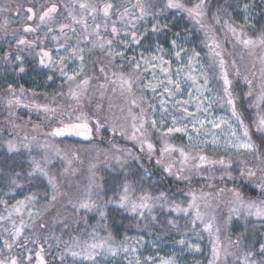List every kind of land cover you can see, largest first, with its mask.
I'll list each match as a JSON object with an SVG mask.
<instances>
[{
	"label": "snow or ice",
	"instance_id": "6c2138e0",
	"mask_svg": "<svg viewBox=\"0 0 264 264\" xmlns=\"http://www.w3.org/2000/svg\"><path fill=\"white\" fill-rule=\"evenodd\" d=\"M77 7L80 10L79 14L76 12ZM254 7L255 5L248 3L243 5L244 20L240 25H237L231 19L222 17V11L227 14V9L223 5L217 4L215 11H213L210 0H158L156 3H144L143 0H137L133 8L138 9V15L128 7H124L121 12L119 6L111 2L97 6L89 0H72L70 6L65 5L64 7L67 15L64 16L63 22H59L55 16L58 10L56 3L43 10L39 15V20L41 24L47 27L45 36L47 37V33L55 30L53 25L57 23L60 36L53 35L52 40L58 41L63 37L67 41L71 39L68 35L71 32L77 37L78 41L77 45L71 48V52L72 55L78 56L81 62L84 60L82 55L84 48L79 46V41L83 40L91 44L92 48H96L97 42H99L98 46L102 52L107 53L109 57L108 64L111 66V76H109L105 67L100 68V72L104 74V82L95 86L99 91V98L103 100L109 91L113 96L119 92L127 106V116L123 117V123H118L117 121L120 118L111 114L113 107L111 97H108L110 103L107 112L101 103L95 104L94 111L86 110L84 101L88 100L91 104L92 97L89 95L90 78L78 79L83 72V63H81L79 71L68 73L65 71L64 61L70 57L60 56L59 61H57L50 51H45L43 48L39 53L41 66L55 69L59 65L60 75L64 77L61 88L55 91V95L51 97V102H47V95H45V103H36L34 99L25 102V93L30 90L21 87L19 89L20 95L16 96V90L11 85L9 86L8 92L13 97L7 101L9 116L21 118L18 117L14 109L15 107H23L29 110L27 113L29 120L24 125L17 124L15 120H10L9 123L13 131H8V136L19 137L20 142L18 143L17 139L13 138L6 139L5 143L10 153L19 152L23 148L31 155L33 147L42 150V159L31 156L29 163L32 170L28 172V176L31 177L39 173L47 180L51 189L48 205H53L58 197L69 195L60 191V185L63 182L60 177L67 174L75 175L77 168L73 166V161L79 160L77 151L69 150L67 147L62 150L57 146V143L60 140L71 141L72 138L92 142L100 138L102 130H104L110 132L113 137L119 135L125 140L132 141L139 146V151L145 153L149 160L155 156V171L161 173V179L173 177L177 182H184L191 181L192 176L195 175L202 177L205 186L215 191L205 192L203 189L197 191L191 187L182 188L178 183L177 190L180 196L188 197L187 201H183L178 198H170L168 190H160L158 195H152L141 188V194L135 196L133 185L125 182L122 185V191L118 194V200H114L100 196L99 193H94V189L101 186L95 181L96 174L93 169L96 165L93 164L89 168V183L84 187L83 192L77 198L69 197L68 202L74 209L72 215L77 226L80 223L81 212L85 216V223H87L86 214L94 212L99 217L98 223L107 228L104 223L107 219L105 209L112 203L133 215H139L141 219L145 218V211L151 216L152 210L159 207L169 213H175L177 216L186 218V223L189 226L188 231H191L197 239H202L203 233L208 234L211 250L207 264H228L227 257L231 254L229 248L231 246L239 247L244 234L241 233L236 240L229 238L228 245H225L220 238L222 229H228L233 218L244 221L245 225L252 222L251 218L264 223V26H262L260 35L257 37H251L245 31V28L249 26L248 14ZM260 7L264 9V0H260ZM113 10L116 12V19H113ZM3 11H10V9L7 7L0 8V12ZM26 12L27 20L32 21L36 16L34 9L29 7ZM101 13L103 15L102 24L97 19ZM17 14H19V7H17ZM89 16L92 20L91 25L88 21ZM170 16H179L181 19L187 20L191 28L186 27V32L195 30L196 34L203 33L205 39L202 43L208 49L207 54L210 63L207 68L213 70L211 73L206 70L204 63L200 60L201 54L195 47L191 49L189 54V49L180 43L181 39L186 40V37H181L180 32H176L170 41L176 60L181 65L177 67L175 77L170 75L171 61L165 59L164 49L159 44L156 45V48L160 55L153 54L151 59L141 53V59L138 60L135 56L126 57L124 51L114 50V39H117V43H123L125 49L130 44L141 45L149 34V24L151 25L152 34L169 30L172 26L169 20ZM149 17H151V20L148 19ZM140 21L144 22L143 31H140L138 27ZM109 22H111V34L110 38L105 39L100 29L103 26L105 33H107ZM121 23L125 24L124 28L119 26ZM216 26L220 27L217 28ZM5 27H7V20L5 21ZM39 27L40 25H37L36 28L25 27L24 31L36 32ZM219 31L224 32V43L234 41L233 48L240 45L246 50L249 57H257L261 66L258 85L254 83L253 79L256 75L255 71L250 74H242L235 60L231 62V68L234 72L229 71L228 61L224 56V48L217 38V32ZM122 32L123 36H121ZM229 33L231 34V40L228 39ZM17 43L18 45H33L35 41H29L21 37ZM42 43L43 41H41ZM257 49L261 50L259 55H257ZM240 55L243 59L244 53L241 52ZM116 56H119L122 61L126 60L127 67L123 63H115ZM185 57H187L186 64L184 63ZM4 58L7 60L8 54H5ZM15 58L22 61L19 54ZM45 60H47V63ZM142 62L145 65L144 71H148L147 66L151 65L152 68H159L164 73L165 78L159 79L153 72V79L157 83L153 84L150 81L141 85V95L137 97L134 94V84L143 79L140 73ZM255 63L254 61L253 68H255ZM197 64L200 65L199 68L196 67ZM164 65H168V67H164ZM185 68L187 72H184ZM20 71L23 72L24 68L20 67ZM182 74L183 79H181ZM241 77L243 84L247 85L246 90L242 87L238 88ZM212 79H215L217 85L222 88V94L214 92L211 85ZM47 80L53 81L54 77L49 75ZM188 81L191 82L188 84V99H177V93L182 94L183 85ZM64 83H67L68 86L67 93L63 91ZM157 88H163V91L168 93V98L162 96L160 100L162 115L159 122L154 115L157 109L153 104L148 103L146 96L143 95L144 89H150L155 94ZM30 95L34 98L39 94L31 91ZM57 97H66V99L58 101ZM169 99L175 100L173 108L179 105L178 110L185 113L187 117H191V131H189L187 123L177 126L176 117L172 118L171 126H168L165 130L167 121L163 113H170L171 111L166 107ZM192 103H195V112L186 107V105ZM216 104L230 112V116L216 117L212 114L210 110ZM145 105H147V108ZM245 105H247V108L244 107ZM135 109H139V112H135ZM147 109H151V113ZM251 109H255V116L251 117L249 115V117H246L245 112ZM32 110L42 114L38 115V118L47 121L50 127V131L43 133L45 139L42 143L37 141L36 136H32L30 140L26 132L23 137H20L19 132L14 131L29 126ZM120 111L123 113L125 111L124 107H121ZM201 112L204 113L203 117L198 115ZM184 118L181 117L180 119ZM206 125H211V127H206ZM31 128L33 132H39L41 124H31ZM214 129H219V131H214ZM193 132L196 134L195 137L192 135ZM154 133H159V139L163 144L158 154L156 145L153 142ZM173 133H182L186 136L188 139L187 147L195 149V154L192 151H186L184 147L171 144L168 138ZM202 135L203 139H201ZM47 137L52 139H47ZM109 144L118 153L115 155L117 163L123 165L128 159H132L144 168L141 180L154 174L149 172L148 167L141 163L144 159L143 156L135 155L131 148L119 147L111 139ZM209 145H211L213 152L211 156L206 154ZM54 158H58L59 161L63 162V171L59 176L52 174L49 170V166L54 163ZM177 165L179 166L177 167ZM17 176H19V173H17ZM11 183L16 187H20L16 179H13ZM77 191L79 193V188ZM93 195H97L99 198L93 199ZM45 196L48 197L47 191ZM175 196L176 193H173V197ZM36 199L35 195H29L25 200L17 201L15 205H12V211L8 212L7 219H11L13 214L22 217L26 204L34 202ZM100 200H103V203ZM211 200L216 201L215 208H213ZM0 204H4L7 210V201L0 200ZM221 204L227 208V216L221 217L222 224L217 222L216 215V210L220 208ZM202 207L213 210L211 219H207L209 214L203 211ZM41 215L42 212H28L30 219ZM3 219L5 217H0V220ZM152 219L155 220L156 217L152 216ZM64 223L65 227L69 226L67 221ZM168 224L172 227H178L174 219L169 220ZM31 226L23 218L19 227L13 221L12 242H17L23 229ZM46 227H48L46 223L41 222L39 224L41 229ZM188 231H185L183 237L177 243L181 246L186 245L189 251L201 253L200 245L189 241ZM89 236L92 240L91 243L88 240L81 242V239L76 236L72 237L71 245L65 242L66 252L60 255L63 264H67L65 256L68 255L79 258L82 262H90V264H98L97 257L103 254L117 255L119 248L112 246L111 234L101 239L94 227ZM28 240L29 237H25V246ZM12 242L7 239L4 240V247L9 252L12 250ZM32 242L35 243L36 241L33 240ZM75 249H79V251ZM123 250L125 252L129 251L127 247H124ZM181 250L183 251V248ZM131 251L135 252L136 249L132 248ZM222 256L224 257L223 261L221 260ZM28 259L30 264L31 258ZM145 260L147 264H178L174 257H160L157 261L156 258L148 256ZM37 261L38 264H44L39 252L37 253ZM0 264H24V261L12 256L11 259H0ZM72 264H76L75 259ZM135 264H141L139 258L136 259ZM195 264H203V262L196 260ZM239 264H264V243L259 244L258 251L255 245L245 249L242 258H239Z\"/></svg>",
	"mask_w": 264,
	"mask_h": 264
},
{
	"label": "rangeland",
	"instance_id": "374dc122",
	"mask_svg": "<svg viewBox=\"0 0 264 264\" xmlns=\"http://www.w3.org/2000/svg\"><path fill=\"white\" fill-rule=\"evenodd\" d=\"M37 1V0H36ZM39 2V1H37ZM89 2L96 4L97 6H102L104 3L111 2L119 6V10L122 12L124 7H128L132 12H134L136 15L139 14L138 9L133 8V5L137 3V0H89ZM144 3H156L154 0H143ZM40 3V2H39ZM72 0H63L61 4H63V7L65 5H71ZM245 3L253 4L255 7L252 9V11L248 14L249 15V26H247L245 29H250V27L253 25V23L259 19L260 17L264 16V9L260 7V0H234L233 7L231 8V14L230 16L233 17V21H236L235 23L237 25H240L243 23L244 20V13L242 12L243 5ZM0 8L7 7L10 9V11H3L0 12V27L1 28H8L10 27V24L17 23L19 25L24 24V19L27 17L26 13H20V17L17 16L12 19V14L17 11V7H19V11H21V6L17 4V2H14L13 0H4L3 3H1ZM50 7V6H49ZM64 9V8H63ZM43 10L42 7H40L36 13L34 23L37 27V25H40V27L35 32V36H31L29 32H21L19 35L15 37L16 42L23 37L26 40L29 41H35V44L33 45H21L20 51L17 54H19L22 57V61L16 60V55L13 53H8V59L6 60L5 54L1 57L2 61L0 63V93L4 95V99H0V128L7 127V134L8 131H13L11 128V124L9 123L10 120H15L17 124L24 125L28 119L26 118H17V117H10L9 116V108L7 105V101L9 99H12V95L8 92V88L11 85L13 89L16 90V96L20 95L19 89L21 87L26 88L29 86V92L25 93V96L30 94L33 89H38L36 87L37 84H31V74H36L39 77H42L41 86L47 87L49 83L52 84H59L61 85L64 81V77L60 75L59 72V65L55 69L53 68H46L42 67L40 64V56L39 53L41 51V48H43L45 51H50L53 58L57 61H59L60 56L70 57L64 61L66 68L65 71L68 73H72L74 71H79L81 63H83L84 67V60L81 62V60L78 58V56L72 55L71 48L75 47L78 43L77 37L73 35L71 32L68 33V35L71 37V39H68L67 41L64 40L63 37H61L60 40L54 41L51 39L53 35L60 36V32L58 30V23L56 25H53V28L55 29L51 33H47V37L45 36V33L47 32V27L40 23L39 21V15L41 14V11ZM40 11V12H39ZM77 14H79L80 10L77 7L76 8ZM63 15H56L59 22H63L64 16L67 15V13L64 11L62 12ZM98 22L103 21V15L102 13L98 16ZM113 19H116V12L113 10ZM151 20V17L148 18ZM163 20V18H161ZM7 20V27H5V21ZM169 20L171 21V28L169 30H165L162 33L152 34L151 33V25H148V36L142 41L141 45L137 46L134 44H130L127 49L124 48L123 43H117V39H114L113 41V47L114 50L124 51L126 57H133L135 56L136 59H141V53L144 54L145 57L151 59V56L153 54L160 55V53L157 51L156 45L159 44L160 47L164 49V56L165 59H168L171 61V72L170 75L172 77H175L177 67L181 66L179 62L176 60L175 54L172 51L171 46V39L175 35L176 32H180L181 37L185 39H181L180 43L189 49V54L191 52V49L195 47L200 52V60L204 63L206 70L210 73L213 71L210 68H207V65L210 63L209 57H208V49L204 46L202 41L205 39L203 36V33L196 34L195 30L191 32H186L185 29L191 28V25L189 22L185 19H181L179 16L176 17H169ZM89 24L91 25L92 20L89 16L88 18ZM143 21H140L138 23V27L140 31H143ZM121 28L125 27V24L121 23L119 24ZM79 27V26H77ZM219 28L220 26H216ZM67 31V30H66ZM101 34L105 37V39L110 38L111 34V22H109V29L108 32L105 33L103 26H101ZM121 36H123V32L121 33ZM217 38L221 41L222 46L224 48V56L228 61L229 65V71L234 72V70L231 68V62L233 60L236 61L237 66L240 68L242 74H250L251 72L255 71L256 75L253 78L255 84H259V78H260V64L258 62L257 57H249L247 55L246 50L242 48L240 45H236L235 48H233L234 41L230 43H224V32L219 31L217 32ZM95 39V37H93ZM228 39L231 40V34H228ZM41 41L43 43L41 44ZM99 42H97L98 45ZM86 42L83 40L79 41V46L84 48V52L82 55L84 56V53L86 52L87 47ZM63 45V47H61ZM67 49V51H66ZM257 55L260 54V49H257ZM243 52L244 56L243 59L241 58L240 53ZM106 57H108L106 52H103ZM183 55V53H181ZM109 58V57H108ZM115 61L119 63H123L127 65V61H122L119 56L115 57ZM255 63V68H253V62ZM47 63V60H45ZM184 63H187V57L184 58ZM199 64L196 65L197 68H199ZM20 67L24 68V71H20ZM145 65L143 62L141 63V69L140 73L143 77V79L139 80L136 84H134V94L138 97L141 95V85L147 84L150 81L155 84L157 83L156 80L153 79V72H155L156 77L159 79H164V73H162L159 68H152L151 65H148V71H144ZM164 67H168V65H164ZM84 72V70H83ZM81 73V75L83 74ZM184 72H187V69H184ZM104 77V74L101 73ZM198 75V73H196ZM49 75H52L54 77L53 81H48L47 77ZM80 75V76H81ZM28 76L30 78H28ZM79 76V77H80ZM111 76V75H109ZM78 77V79H79ZM181 79H183V74L181 76ZM104 82V78L102 80ZM101 82V83H102ZM202 82V81H201ZM191 82L188 81L183 85V92L177 93V99H188V84ZM243 85L244 89H247V85L243 84L242 77L240 78L238 85ZM63 85H67V83H64ZM211 85L213 87L214 92H220L222 94V88H220L217 85V81L215 79H212ZM259 89L257 88V91ZM143 95L146 96L148 103H151L155 106L157 111L155 112V119L159 122L162 113L160 112V100L162 96L164 98H168V93L163 91V88H157V91L155 94L150 89H144ZM24 96L25 102H29V100H26L27 97ZM90 96L95 99H92V103L89 104L88 102L85 103L86 110L94 111L95 104L101 103L103 105L104 110L107 112L108 106H109V98L111 97V103L113 105L112 107V115L115 117H119L120 119L117 121L118 123H123V117L127 116V106L125 105L124 99L120 96L119 92L116 93L115 96L109 91L106 95V97L103 100H100L99 98V91H91ZM195 100V98H193ZM175 103V100L169 99L168 103L166 104V107H168L171 111L170 113H163L167 123L165 125V130L168 126H171L172 124V118H177V126H182L183 124H188V129L191 131V117H187L185 113L180 112L179 105H176V108H173V104ZM121 107H124L125 111L121 113L120 109ZM147 108V105H145ZM186 107L189 108L190 111L195 112V103L186 105ZM247 108V105L244 106ZM21 109H26L23 107H15V111L17 114L18 111ZM28 110V109H27ZM149 113H151V109H147ZM33 111V110H32ZM137 113L139 112L137 109H135ZM212 114H214L216 117L229 115L230 112H228L225 108H221L219 104L213 105V108L210 110ZM248 116L251 117L255 116V109L248 110L246 112ZM201 117L204 116V113H198ZM18 117L19 114H18ZM181 117H185L184 119H180ZM43 121L39 123H33V124H41V130L39 132H33L31 128V123L27 128H19L15 129L14 131L19 132L20 137H23L25 132L29 135V139L31 140L32 136H36L37 141L43 142L45 139V136L43 135L44 132L50 131V127L48 124L42 125ZM206 127H211V125H206ZM214 131H219V129H214ZM159 135V133H156ZM1 135V132H0ZM192 135L195 137V133L193 132ZM174 136H179L183 139V143H178L180 140L176 139ZM9 139H17V142H20L19 137H11L8 136ZM203 135L201 136V139H203ZM47 139H52L51 137H47ZM169 142L177 147H184L186 151H192L193 154H195V149H189L187 147L188 145V139L186 136H184L182 133H173L171 137L168 138ZM210 139V137H209ZM125 140V139H124ZM126 142L133 143L130 140H125ZM124 141V144L126 143ZM35 144V142H33ZM134 144V143H133ZM2 148L0 150L4 151V157H6L7 161L10 163L15 162H24L27 164L29 168H27L29 171L32 170V166L29 163V160L31 156H35L37 159H42L43 152L42 150L36 149L33 147L31 155L29 152L23 148L19 152H9L6 146V143L4 142L1 144ZM62 146L64 149L67 147L69 150H75L79 154V160L73 161V166L77 168V172L75 175L67 174L65 176H61L60 179L63 181L60 185V191L66 192L69 195L68 196H61L58 197L57 201L53 205H48V200L50 199L51 189L47 183V180L41 176L39 173L34 174L33 176H28V171H26L22 177H20V181L18 184L20 187H16L11 182L13 179H3L4 184H2V181H0V200L7 201V210L5 208L4 204H0V217H5V219L0 220V259L8 258L11 259L12 256H15L14 251L18 250L16 247L20 245V247H24L23 251H30V254L32 255V259H34V256L36 253H41L42 257L46 259L45 264H63V262L60 259V255L63 252H66V244L71 245L72 244V237L76 236L81 239V242L84 240H88L90 243L92 242L91 237L89 236V233L92 232L93 228L95 227L97 229V235L99 238L107 237L109 234L112 236L111 244L113 247L119 248V251L116 256H112L111 254H103L101 256L97 257L98 264H135L136 259L139 258L141 261V264H147V261L145 260L146 257L152 256L159 260L160 257L168 258V257H174L178 264H195L196 260H200L203 262V264H207V259L210 255L211 246L208 239V234L203 233L202 239H197L195 235L188 231L189 226L186 223V218L183 216H177L175 213H171V215L175 216V220L178 224V227L183 230L182 234L169 238L165 236L164 233H161L159 231L158 223L156 222V219L153 220L152 216L148 214L147 211L144 213V219H141L139 215H133L129 211H125L121 209L122 211L129 213L130 215L134 216L135 219H139L141 221L142 226L145 227L148 225L147 228L148 231L144 233H138L135 232L133 234L129 233H119L114 234L109 230V228H105L103 225L99 224V217L94 213H87L86 214V220L87 223H85V216L83 212H81V218L79 226L74 222L73 220V212L74 209H72L71 204H69V197L77 198L78 195H80L84 187L89 183V168L91 165H96V167L93 169L95 172V181L98 185L101 186L99 182H101V178L99 177L102 174V170H104L107 166L111 165H119L115 159V155L118 153L114 152V150H104V149H96V148H88V149H80L79 147L70 146L66 143H62ZM163 147V144H162ZM159 150L157 151L158 154ZM6 154V155H5ZM20 154H23V160L21 157H19ZM206 154L211 156L213 155L211 145L208 146V149H206ZM178 156V153L176 154ZM153 158H156L153 156ZM63 162L59 161L58 158H54V163L49 166V170L52 174H55L57 176L60 175V173L63 171ZM179 165H177L178 167ZM34 186V187H33ZM79 188V193L77 189ZM104 189V188H103ZM48 192V197L46 198L45 192ZM119 191H122V185H120ZM207 192V191H205ZM208 192H214V191H208ZM94 193H99L103 196V190L101 187L95 188ZM119 193H116L114 197H108L112 198L114 200H118ZM29 195H35L37 197L36 201L26 204L25 208L23 209V216L13 214L11 219H7L8 212L12 211V205H15L17 201L25 200V198ZM99 197L97 195H93V199H98ZM188 197L185 196L184 201H187ZM102 203V202H101ZM211 203L213 205V208L216 207V201L211 200ZM115 205V203L109 204V206ZM116 206V205H115ZM186 206V204H185ZM46 209V210H45ZM203 211L208 212L207 219H211V216L213 214L212 209H204L202 207ZM32 211L33 213L36 212H42L43 216H37L33 219H30L28 216V212ZM48 214V215H47ZM47 215V216H44ZM217 215V222L222 224L223 220L221 217L227 216V208L221 204L220 208L216 210ZM23 218V220L29 224L32 225L31 227H26L23 229L22 234L17 242H12V222L15 221L16 226H20V221ZM43 218L44 223L48 225V227L44 228V232H40L39 224H35L34 222H40V220ZM174 219V218H173ZM172 219V220H173ZM252 223H255L259 227V244L264 243V223H261L260 221H257L255 218H251ZM36 220V221H35ZM233 220H236L233 218ZM65 221H67L68 225H74L73 228L65 227ZM167 220L165 223L167 226H171L168 224ZM242 221V220H241ZM244 222V221H243ZM106 224V222H104ZM135 223V222H134ZM60 226L61 231H65L66 229L69 230V233H66L65 235H62L61 233L55 234V228H58ZM55 227V228H54ZM152 228H155L156 230H150ZM153 231V232H151ZM185 231H188L189 241L198 243L202 249L201 253H195L193 251H189L187 249V246H181L177 243L178 240H180ZM225 230L222 229L221 231V241L223 244L228 245V241L225 238V235H223V232ZM25 237H29V240L25 246ZM7 239L9 242H12V250L9 252L7 248L4 247V240ZM31 240V242H30ZM35 240L36 242L33 243L32 241ZM20 241L22 243H20ZM47 241V242H46ZM30 242V243H29ZM258 244V247H259ZM124 247H127L129 249L128 252H125L123 250ZM257 247V250H258ZM132 248H135L136 251H131ZM183 248V251L181 250ZM42 250V251H39ZM76 251H79V249H75ZM229 256V255H228ZM228 258V257H227ZM76 260V264H90V262L87 261H80L79 258H73L70 255L65 256V261L67 264H72L73 260ZM224 257L222 256L221 260L223 261ZM35 261V259H34Z\"/></svg>",
	"mask_w": 264,
	"mask_h": 264
},
{
	"label": "trees",
	"instance_id": "16d2710c",
	"mask_svg": "<svg viewBox=\"0 0 264 264\" xmlns=\"http://www.w3.org/2000/svg\"><path fill=\"white\" fill-rule=\"evenodd\" d=\"M14 2H17L21 6V11H19V14H17V11L12 14V19L19 16L20 13H26V9L31 7L34 9L35 13H37L38 9L40 7L43 8V10H46L47 7L51 6L53 3H56L58 5V10L55 13L56 15H63L62 12H64L63 0H13ZM4 0H0V5L3 3ZM154 2H158V0H154ZM212 4L213 11H215L216 5H223L225 9H227V14L225 12H221V15L224 19H231L234 18L230 16L231 8L233 7L234 0H210ZM42 10V11H43ZM41 11V12H42ZM40 12V11H39ZM233 18V19H232ZM35 18L32 21H28L27 18L24 19V24H17L16 22L13 24H10L8 28H1L0 27V63L2 61V56L4 54L13 53L17 54V50L20 49L21 45H18V43L15 40V37L19 35L22 31H24L25 27H32L36 28V25L34 23ZM40 21V20H39ZM236 22V21H235ZM264 26V16L257 19L253 25L250 27V29H245V31L248 33L251 37H257L260 35L261 28ZM31 36H35V32H29ZM109 58L104 55V53L100 50L99 46L97 45L96 48H92L91 44H87L86 52L84 53V67H83V74L79 77V79H83L85 77L90 78V88H89V95L91 91H96V85L101 83L103 80V75L100 72V68L103 66L108 70V74L111 75V66L108 64ZM115 63L118 64L117 61ZM127 67V65H125ZM28 78H30L28 76ZM31 84H37L36 87L38 89H33L34 92L38 93L39 95L36 97H32L30 94L26 95V100H35L36 103H45V95L48 97L47 102H51V97L55 95V91L61 88V85L59 84H52L49 83L47 87L41 86L42 77H39L36 74H31ZM239 87H243V85H238ZM29 86H27L25 89L29 90ZM63 91L67 93L68 86L63 85ZM0 99H4V95L0 93ZM66 99V97H57V100H63ZM92 99H95L94 97ZM84 102H88V100H85ZM89 103V102H88ZM124 103V102H123ZM139 111V109H137ZM19 116L21 118H26L29 120V116L27 113L29 110L27 109H21L18 111ZM136 112V111H135ZM38 114L35 110L31 112V124L33 123H39L42 120L38 118ZM246 117H249L248 114L245 112ZM48 124L47 121H43L42 125L45 123ZM7 127L0 128V150L2 148L1 144L5 142L6 139H9L7 134ZM176 139L180 140L178 143H183V139L179 136H174ZM113 140L115 144H117L121 148H131L133 150V153L138 156H143L144 159L141 161V163L148 167L149 172L154 173L151 176L146 177L145 179L141 180V174L144 173V168L140 166L135 160L128 159L126 163L123 165H111L107 166L104 170H102V174L99 176L101 178V189L103 190V197L108 198L114 197L116 193H119L120 185H123L125 182H128L133 185L135 188V196H139L141 194V188L145 192H150L152 195H158L160 190H168V195L170 198H178L184 201L185 196L181 197L178 190H177V184L179 183V186L182 188L191 187L193 189H196L197 191L203 189V191H215L214 189H209L205 186V183L203 182L202 177H198L193 175L191 181H184V182H177L173 177H166L165 179H161V173L159 171H155L156 165H155V158H152L149 160L145 153H141L139 151V146L130 143L129 141L126 142L123 137L116 135L113 137V135L110 132H106L102 130V136L100 138L95 139L92 142L89 143H81L77 141H63L60 140L57 143V146L61 148L62 150L64 147L62 146V143H66L70 146L79 147L80 149H88V148H96V149H104V150H114L111 145L109 144V140ZM124 141L126 142L124 144ZM153 142L156 145L157 151L160 150L162 147V142L159 139V135L154 133ZM6 155V154H5ZM23 154H20L19 157L23 160ZM27 164L24 162H15L10 163L7 161L6 157H4V151L0 152V181H2V184H4L3 179H16L20 180V177L29 170ZM17 173H19V176H17ZM20 182V181H17ZM230 186V185H229ZM34 187V186H33ZM104 188V189H103ZM173 193H176V196L173 197ZM102 196V195H100ZM100 202L103 203V200H100ZM107 213V219H106V225L111 232L114 234H119L122 232L133 234L135 232L138 233H144L148 231V225L145 227L142 226L141 221L137 218L135 219L134 216L130 215L129 213H126L122 211L120 208H118L115 205L107 206L105 209ZM152 213L156 217V222L158 223L159 231L161 233H164L165 236L169 238L177 237L182 234L183 230H181L180 227H172L167 226L166 221L172 220L175 216L171 215L166 210L160 209L159 207H156L152 210ZM48 215V214H47ZM44 215V216H47ZM43 216V214H42ZM35 219V218H34ZM36 221V220H35ZM41 222L44 223L43 218L40 220V222H34L35 224H40ZM135 222V223H134ZM74 225H70L68 229L73 228ZM55 228V227H54ZM150 228V227H149ZM66 229L65 231H61L60 226L58 228H55L54 233L58 234L61 233L62 235H65L66 233H69V230ZM40 232H44L45 230L39 229ZM150 230H156L155 228H152ZM153 232V231H151ZM241 233L244 234L242 243L239 247L231 246L229 248V252L231 253L228 258V264H239V258H242L243 251L245 249H248L251 245L256 246V250L259 244V227L255 223H249L245 225V222L241 220H233L231 225H229L228 229H226L223 232V235H225V238L227 241H229V238L231 240H236L238 236L241 235ZM31 242V240H30ZM29 242V243H30ZM20 243H22L20 241ZM24 247H20L18 245L16 249L22 250ZM258 251V250H257Z\"/></svg>",
	"mask_w": 264,
	"mask_h": 264
},
{
	"label": "flooded vegetation",
	"instance_id": "af4514ba",
	"mask_svg": "<svg viewBox=\"0 0 264 264\" xmlns=\"http://www.w3.org/2000/svg\"><path fill=\"white\" fill-rule=\"evenodd\" d=\"M39 251H41V250H39ZM14 254H15V256L18 259L24 261V264H29V259H28L29 257L31 258L30 264H38V261H37V253L34 256L35 261H34V259H32V255L30 254V251L16 250V251H14ZM43 261H44V264H45L46 259L43 258Z\"/></svg>",
	"mask_w": 264,
	"mask_h": 264
},
{
	"label": "water",
	"instance_id": "95a60500",
	"mask_svg": "<svg viewBox=\"0 0 264 264\" xmlns=\"http://www.w3.org/2000/svg\"><path fill=\"white\" fill-rule=\"evenodd\" d=\"M73 141L81 142V143H89L87 141H83L80 138H72Z\"/></svg>",
	"mask_w": 264,
	"mask_h": 264
}]
</instances>
